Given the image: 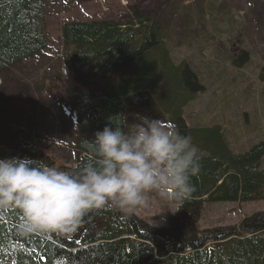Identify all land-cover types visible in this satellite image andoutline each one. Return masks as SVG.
I'll use <instances>...</instances> for the list:
<instances>
[{
  "label": "trees",
  "instance_id": "obj_1",
  "mask_svg": "<svg viewBox=\"0 0 264 264\" xmlns=\"http://www.w3.org/2000/svg\"><path fill=\"white\" fill-rule=\"evenodd\" d=\"M131 12L134 23L126 26L99 21L63 25V57L73 79L53 93L61 102L73 99L67 111L82 129L96 132L111 123L127 130L126 117L151 109L160 83L181 87L186 101L205 91L197 86L187 92L183 86L190 89L187 78L195 75L187 67H170L165 34L136 8ZM45 17V0H0V75L48 49ZM241 60L247 62L248 55ZM116 75L118 80L111 83ZM179 75L180 87L173 83ZM260 80L264 82V66ZM81 88L101 90L79 94ZM173 124L191 138L202 160L191 181L195 191L182 206L174 203L178 211L164 228L106 205L86 215L74 234L24 235L20 210L0 209V264H264V212L235 226L197 228L206 204L264 201V143L234 154L219 128L190 129L180 115ZM92 140H78L77 165L70 168L43 152L23 123L0 119V158L28 157L77 172L96 162Z\"/></svg>",
  "mask_w": 264,
  "mask_h": 264
},
{
  "label": "rangeland",
  "instance_id": "obj_2",
  "mask_svg": "<svg viewBox=\"0 0 264 264\" xmlns=\"http://www.w3.org/2000/svg\"><path fill=\"white\" fill-rule=\"evenodd\" d=\"M45 6L48 49L0 75V119L23 123L38 147L43 143L40 149L62 165L76 164L78 140L94 138L95 133L77 127L64 112L73 99L61 102L53 93L73 79L63 57V25L99 21L126 26L134 23L131 8L153 20L165 34L162 40L170 67L180 71L187 67L195 75L196 79L187 78L190 89L183 86L187 92L205 88L186 101L180 75L173 81L180 88L160 83V95H154L151 109L143 115L159 119L162 114H156L168 105L162 115L168 125L174 126L173 117L180 115L190 129L219 128L234 154L264 143V82L260 80L264 0H45ZM243 54L248 55L247 62L241 60ZM100 90L81 88L79 94ZM177 211L174 203L150 194L147 206L134 215L162 229ZM257 212H264V201L206 204L197 228L235 226Z\"/></svg>",
  "mask_w": 264,
  "mask_h": 264
},
{
  "label": "clouds",
  "instance_id": "obj_3",
  "mask_svg": "<svg viewBox=\"0 0 264 264\" xmlns=\"http://www.w3.org/2000/svg\"><path fill=\"white\" fill-rule=\"evenodd\" d=\"M96 162L77 172L44 160L0 158V209L17 208L22 234H74L83 218L106 205L129 216L149 195L177 205L191 198L202 154L188 136L159 119L135 115L127 130L111 123L94 133Z\"/></svg>",
  "mask_w": 264,
  "mask_h": 264
},
{
  "label": "crops",
  "instance_id": "obj_4",
  "mask_svg": "<svg viewBox=\"0 0 264 264\" xmlns=\"http://www.w3.org/2000/svg\"><path fill=\"white\" fill-rule=\"evenodd\" d=\"M143 113H145V112H139V113H137V114L143 115ZM135 115H136V114H135ZM135 115H131V116H128V117L126 118V129H128V127L131 125V123L135 122ZM165 127H166V124H165ZM91 138H92V137H91ZM42 139H43V138H42ZM39 146H40V148L43 149V143L39 144ZM64 164H66V165H68V166H70V167H75L76 164H77V162H76V164H71L70 161H67V162H64Z\"/></svg>",
  "mask_w": 264,
  "mask_h": 264
}]
</instances>
